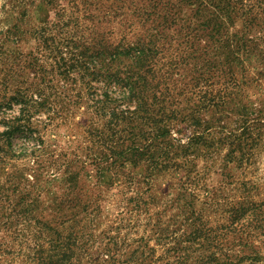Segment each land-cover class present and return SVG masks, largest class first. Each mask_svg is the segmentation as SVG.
Here are the masks:
<instances>
[{"label":"rangeland","instance_id":"obj_1","mask_svg":"<svg viewBox=\"0 0 264 264\" xmlns=\"http://www.w3.org/2000/svg\"><path fill=\"white\" fill-rule=\"evenodd\" d=\"M218 6H229L228 12ZM236 34L258 41L251 57L227 48ZM142 42L156 44L161 52L158 76L182 53L207 48L213 55L220 43L226 44L220 59L233 54L229 75L197 84L190 71L196 61H190L186 72L177 76L171 69L164 82L181 101L195 102L204 92L232 93L225 112L211 111L207 117L216 130L218 125L239 131L249 127L245 157L240 163L242 153L236 152L223 172L229 146L213 150L211 159L202 147L196 170L202 185L219 191L221 199L234 201L245 194L248 200L264 199V0H0V242L16 257L15 264L33 251L34 233L42 226L33 228L35 218L77 242L84 238L86 254L98 257L96 264H105L108 254L101 246L112 237L130 244L127 254L138 246L132 239L146 237L155 259H161L158 264L173 260L152 226L179 214L171 206L180 192L176 176L153 178L151 189L142 166L113 163L111 151L95 137L108 122L98 114L96 101L108 91L109 63L119 49ZM187 123L175 124L171 137L184 140ZM137 179L141 186H132V193L143 192L150 200L149 213L143 212L131 229L132 213L122 192ZM205 188L196 191L201 201L210 194ZM214 210L206 211L208 221H225L223 212ZM228 240L225 248L237 253L239 241ZM263 241L255 240L262 251Z\"/></svg>","mask_w":264,"mask_h":264},{"label":"trees","instance_id":"obj_2","mask_svg":"<svg viewBox=\"0 0 264 264\" xmlns=\"http://www.w3.org/2000/svg\"><path fill=\"white\" fill-rule=\"evenodd\" d=\"M218 7L224 14L229 8ZM214 32L221 35L219 29H214ZM229 39L224 35L226 43ZM257 39L262 42L261 38ZM257 42L236 34L227 48H234L233 54L249 58L253 55L252 46ZM155 45L142 42L135 47L119 49L121 51L113 55L114 61L109 63L106 72L108 91L96 101L98 114L105 116L108 122L105 129L95 137L111 151L113 163H120L122 167L129 164L142 166L145 169L142 177L148 186L151 185V189L153 178L167 174L176 176L180 192L172 200L171 206L177 208L179 214L172 222L163 224L158 219L152 226L154 235L165 248L167 258L173 256L168 264H264V251L255 243V240H264L261 238L264 237V199L248 200L247 194L234 201L221 199L219 191L209 190L202 185L201 173L196 170L194 163L202 147L207 149L208 155H205L211 159L213 150L215 152L227 146L229 153L224 158L223 172L237 158L235 154L238 151L242 153L239 160L242 163L246 153L242 150L249 146L247 142L251 138L249 127L239 131L224 130L223 126L218 125L216 130L207 117L211 111L225 112L226 98L232 93L222 96L204 92L199 94L195 102L191 99L186 102L176 99L175 91L164 82L170 78L171 69L179 76L182 71L186 72L190 61H196L194 69H190L196 75L192 81L197 84L200 81L210 83L222 73H231L229 67L233 60L229 57L233 54L227 55L225 61L220 59L226 46L221 43L215 48L213 55H209L207 48L182 53L179 57H174L164 75L158 76L155 72L156 61L161 52ZM191 49L193 46H190ZM261 55L264 56V53ZM197 60L201 62L198 63ZM230 79H234L233 76ZM178 80L180 81L179 77ZM112 86L118 87L120 92L112 90ZM185 104L187 105L184 106ZM186 122L190 132L185 134L184 140L171 137L173 126ZM11 129L15 130V127ZM37 147L38 145L35 149ZM127 184V191L122 192L123 202L130 208V226L134 229L143 212H148L150 200L144 198L143 192H138L136 196L132 193V186H141L140 179L131 180ZM202 188L210 193L205 201H201L196 192ZM211 207H214V212H223L225 221L212 225L206 213ZM3 210L4 207L0 212ZM10 210L13 211L14 208ZM34 220L36 225L33 228L42 226L34 233L33 251H26L19 264H82L84 259L87 264L98 262V257L86 254L88 248L84 238L78 237L77 242L71 235L65 236L49 224L36 218ZM231 237L233 241H239L240 249L237 253L225 248ZM108 240L107 244L101 246L108 254L105 264L161 262L160 258L155 259V249L149 247L146 237L131 240L138 246L130 254L126 253L130 246L126 244V240L119 237ZM6 247L0 242V264L4 261L6 264H15L16 257L13 258L12 253L6 252ZM8 256H11L10 259H6Z\"/></svg>","mask_w":264,"mask_h":264}]
</instances>
